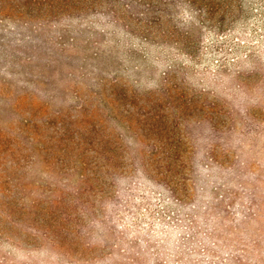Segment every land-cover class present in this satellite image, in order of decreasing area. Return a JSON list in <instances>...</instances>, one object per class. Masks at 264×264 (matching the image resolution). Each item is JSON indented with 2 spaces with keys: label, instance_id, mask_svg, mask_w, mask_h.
<instances>
[{
  "label": "rangeland",
  "instance_id": "1",
  "mask_svg": "<svg viewBox=\"0 0 264 264\" xmlns=\"http://www.w3.org/2000/svg\"><path fill=\"white\" fill-rule=\"evenodd\" d=\"M159 1L0 0V264H264V0Z\"/></svg>",
  "mask_w": 264,
  "mask_h": 264
},
{
  "label": "trees",
  "instance_id": "2",
  "mask_svg": "<svg viewBox=\"0 0 264 264\" xmlns=\"http://www.w3.org/2000/svg\"><path fill=\"white\" fill-rule=\"evenodd\" d=\"M188 7H197L198 11L202 12V10H205L206 13L210 11L213 7H232V1L231 0H178ZM162 4H170L173 3L172 1L168 0H160L159 1ZM114 7H117V5H114ZM205 7V9H204ZM225 10V9H224ZM102 141V140H101ZM95 143L96 141H92ZM70 153H67L68 155H71V157H74V165H71L70 169L73 168V171L76 168L79 169L78 174V180L82 183H87L92 180L95 182H102L103 177L100 179V175H98V171L101 164V158L107 159L108 166H114V160L117 158L114 153H109V156L105 155H99V154H91L86 153L84 151H80V148L76 149L73 148ZM19 165V161H16L15 165ZM75 167V168H74ZM20 178V177H19Z\"/></svg>",
  "mask_w": 264,
  "mask_h": 264
}]
</instances>
